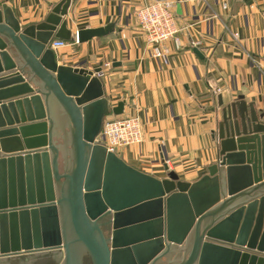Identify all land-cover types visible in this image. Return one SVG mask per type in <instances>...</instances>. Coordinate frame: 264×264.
Wrapping results in <instances>:
<instances>
[{"label": "water", "instance_id": "obj_1", "mask_svg": "<svg viewBox=\"0 0 264 264\" xmlns=\"http://www.w3.org/2000/svg\"><path fill=\"white\" fill-rule=\"evenodd\" d=\"M70 2L27 27L0 5V264H264V114L242 98L221 109L197 182L127 165L97 139L124 103L109 106L101 70L50 48L74 40Z\"/></svg>", "mask_w": 264, "mask_h": 264}, {"label": "crops", "instance_id": "obj_2", "mask_svg": "<svg viewBox=\"0 0 264 264\" xmlns=\"http://www.w3.org/2000/svg\"><path fill=\"white\" fill-rule=\"evenodd\" d=\"M60 1L0 0V5L27 27L43 22ZM153 1L71 0L62 20L72 38L78 30L110 24L113 31L53 51L58 65L101 70L109 106L124 103L116 117L142 121V142L118 149L117 157L159 180L172 171L179 181L194 183L217 159L212 134L222 108L242 98L264 114V0H175L181 50L167 44L168 64L151 57L138 23L137 11Z\"/></svg>", "mask_w": 264, "mask_h": 264}, {"label": "built area", "instance_id": "obj_3", "mask_svg": "<svg viewBox=\"0 0 264 264\" xmlns=\"http://www.w3.org/2000/svg\"><path fill=\"white\" fill-rule=\"evenodd\" d=\"M59 1V0H51ZM175 0H155L142 6L137 11L138 23L149 46L151 57L158 62L168 64L169 49L167 44L171 41L176 51L181 50V41L177 37L179 29L176 25ZM237 41V34H232ZM70 44H79L77 38ZM199 43H192L197 47ZM69 45L64 40H57L50 44L52 50L65 48ZM110 64H106V69ZM215 92H219L218 89ZM100 138L108 152L115 153L122 147L138 145L143 140V124L138 117L117 118L109 115L103 122Z\"/></svg>", "mask_w": 264, "mask_h": 264}, {"label": "rangeland", "instance_id": "obj_4", "mask_svg": "<svg viewBox=\"0 0 264 264\" xmlns=\"http://www.w3.org/2000/svg\"><path fill=\"white\" fill-rule=\"evenodd\" d=\"M100 142H102L101 141V138H100V134H99V136H98V138H97ZM103 143V142H102ZM134 146V145H133ZM129 147V146H128ZM117 151V150H116ZM116 153V152H115Z\"/></svg>", "mask_w": 264, "mask_h": 264}]
</instances>
